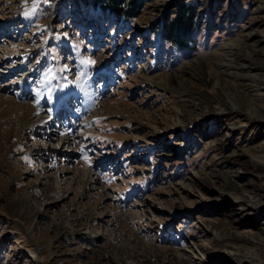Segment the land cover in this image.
<instances>
[{
    "label": "rangeland",
    "instance_id": "rangeland-1",
    "mask_svg": "<svg viewBox=\"0 0 264 264\" xmlns=\"http://www.w3.org/2000/svg\"><path fill=\"white\" fill-rule=\"evenodd\" d=\"M123 9L0 0V264H264V0Z\"/></svg>",
    "mask_w": 264,
    "mask_h": 264
},
{
    "label": "trees",
    "instance_id": "trees-1",
    "mask_svg": "<svg viewBox=\"0 0 264 264\" xmlns=\"http://www.w3.org/2000/svg\"><path fill=\"white\" fill-rule=\"evenodd\" d=\"M104 7L110 11H112L113 15L115 16H123L124 15V0H104ZM179 16L177 18H174V20H166L165 22V29L164 31H167V33H177V32H184L185 35L190 30L193 22V16L194 12L193 9L189 6H185L182 1L179 2ZM187 14V18H184V15ZM164 35V40L168 43H171L173 45H177L179 43L176 39L173 38L171 34Z\"/></svg>",
    "mask_w": 264,
    "mask_h": 264
},
{
    "label": "bare ground",
    "instance_id": "bare-ground-1",
    "mask_svg": "<svg viewBox=\"0 0 264 264\" xmlns=\"http://www.w3.org/2000/svg\"><path fill=\"white\" fill-rule=\"evenodd\" d=\"M181 95L185 96L186 93L183 92ZM190 95L191 94L188 93V96ZM15 104L16 103H13L12 100H8L7 102L6 101L4 102L2 97L0 96V118L4 116L15 118L19 123L22 124V129H33L38 125L41 126V124L43 123L41 119L34 123L29 122V118L35 112V109L31 108L29 104H22V105L21 104L15 105ZM84 185H88V182L86 181ZM240 199H243V197H240ZM26 231L30 235L32 232V228L28 226L26 228ZM262 233H264V229H262ZM260 243H257L258 244L257 252L259 256L258 259L263 260L264 258H262L261 256L264 255V241ZM114 260L117 261L116 259Z\"/></svg>",
    "mask_w": 264,
    "mask_h": 264
}]
</instances>
